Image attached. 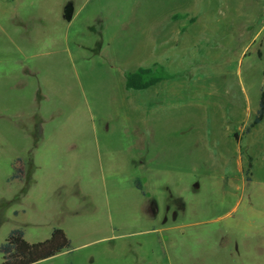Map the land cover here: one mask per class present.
<instances>
[{"label": "rangeland", "instance_id": "1", "mask_svg": "<svg viewBox=\"0 0 264 264\" xmlns=\"http://www.w3.org/2000/svg\"><path fill=\"white\" fill-rule=\"evenodd\" d=\"M263 93L264 0H0V246L58 227L36 264H264Z\"/></svg>", "mask_w": 264, "mask_h": 264}, {"label": "trees", "instance_id": "2", "mask_svg": "<svg viewBox=\"0 0 264 264\" xmlns=\"http://www.w3.org/2000/svg\"><path fill=\"white\" fill-rule=\"evenodd\" d=\"M179 16L175 15L173 18L176 19ZM172 78L173 75L163 65L140 67L133 72L126 73L125 88L128 91H142ZM263 120L264 93L261 96L260 107L252 126L260 124ZM16 178H20L17 173L12 176V179ZM70 247L71 240L62 228H54L49 239L38 243L27 241L21 229H14L0 246L1 264H36L52 258Z\"/></svg>", "mask_w": 264, "mask_h": 264}]
</instances>
